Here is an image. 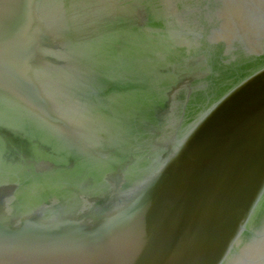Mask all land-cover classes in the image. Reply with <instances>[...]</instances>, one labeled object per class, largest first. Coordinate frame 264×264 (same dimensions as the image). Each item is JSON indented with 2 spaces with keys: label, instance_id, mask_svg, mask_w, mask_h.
Masks as SVG:
<instances>
[{
  "label": "water",
  "instance_id": "1",
  "mask_svg": "<svg viewBox=\"0 0 264 264\" xmlns=\"http://www.w3.org/2000/svg\"><path fill=\"white\" fill-rule=\"evenodd\" d=\"M0 264H264V0H0Z\"/></svg>",
  "mask_w": 264,
  "mask_h": 264
}]
</instances>
